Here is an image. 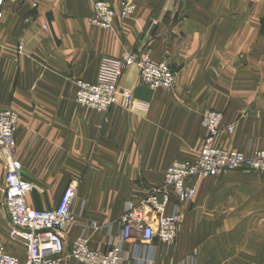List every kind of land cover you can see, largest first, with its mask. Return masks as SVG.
Listing matches in <instances>:
<instances>
[{
	"label": "crops",
	"instance_id": "1",
	"mask_svg": "<svg viewBox=\"0 0 264 264\" xmlns=\"http://www.w3.org/2000/svg\"><path fill=\"white\" fill-rule=\"evenodd\" d=\"M96 1L0 2V110L17 115L16 157L31 186L25 202L54 209L67 186L76 188L65 252L56 264H75L70 252L81 235L90 249L103 250L107 227L117 233L127 202L159 187L171 162L197 159L204 111L222 114L219 147L246 155L264 150V0H130L131 17L116 19L108 30L89 23ZM103 1L118 11L123 0ZM129 53L165 61L175 87L150 89L133 65L120 77L108 112L76 103L74 80L93 82L103 58ZM3 173L0 163V244L23 259L21 242L9 248L5 241ZM218 179L215 190L198 182L174 249L156 246L155 264L188 258L215 264L201 263L215 241L201 231L215 225L210 206H228L223 264H264V173ZM124 253L123 264H134L133 244H125Z\"/></svg>",
	"mask_w": 264,
	"mask_h": 264
},
{
	"label": "built area",
	"instance_id": "2",
	"mask_svg": "<svg viewBox=\"0 0 264 264\" xmlns=\"http://www.w3.org/2000/svg\"><path fill=\"white\" fill-rule=\"evenodd\" d=\"M171 1L179 4L184 0ZM93 10L89 23L108 30L116 19L130 18L133 8L130 0H123L118 11L108 2L98 0L94 2ZM18 50H21L20 46ZM133 65L138 68L140 81L150 89L170 91L175 87V74L165 61L154 63L147 56L137 57L129 53L120 59L103 58L93 82L74 80L76 103L98 113L108 112L117 103L120 77ZM122 95L130 98L131 93L125 90ZM221 122L220 112L204 111L200 120L204 137L197 159L193 162H171L159 187L151 189L136 203L127 202L115 222L117 233L113 234L112 226L107 227L103 250L90 249L81 235L70 252L73 262L123 264L124 245L130 243L133 244L134 264H155L156 246L168 250L174 245L184 207L194 199L198 182L234 172L264 173V150L246 155L217 145ZM16 124L15 112L0 110V163L4 168L3 207L9 223L7 238L21 242L24 258L11 255L4 246H0V264H56L65 252L63 234L71 223L76 188L67 186L54 209L36 210L26 204L25 198L31 186L21 177V164L15 154ZM226 130L231 133L232 127ZM92 228L97 229L94 225ZM176 264H194V260L188 258Z\"/></svg>",
	"mask_w": 264,
	"mask_h": 264
},
{
	"label": "rangeland",
	"instance_id": "3",
	"mask_svg": "<svg viewBox=\"0 0 264 264\" xmlns=\"http://www.w3.org/2000/svg\"><path fill=\"white\" fill-rule=\"evenodd\" d=\"M15 154H16V151H15ZM218 178H221V177H218ZM218 178L204 179V180H202L201 183L202 184L205 183L207 188L215 190V189H217L219 187L217 181L220 180V179H218ZM3 191H4V189H3ZM3 196H4V192H3ZM219 196L220 195H215L217 200H219ZM230 198H231V194L226 196L225 201L227 202ZM193 200H192V202H193ZM213 201H214V199H213ZM3 202H4V197H3ZM189 203H191V202H189ZM189 203H187V204H189ZM210 207L211 208H215V214H216L215 215V219H216L215 220V225L214 226L212 225V227L210 226V227H208L206 229L201 228V231L203 233V230H205V234L206 235L214 234L215 235V241L208 243V247H210V248L212 247L210 249V256H211L210 259H207L208 258V256H207L208 253L205 252L206 257L201 260V263H202V261L206 262V263L209 261V262L215 263V264H223V246H224L223 238L225 237V234H224L225 233V229H224V225H223V222H222V218L224 216V213H227L225 210L227 209L228 206H210ZM5 241L7 242V244H9V248H10V245H12L13 243H16V241H10L8 239H6ZM205 245H207V244H205ZM236 245L238 246L239 244H236ZM0 246H5V245L0 244ZM172 248H173V246H171L168 250L172 251ZM7 252H9V251H7ZM9 253L14 255V251L13 252L11 251ZM192 255H193V257L197 256V255H195V253L192 254Z\"/></svg>",
	"mask_w": 264,
	"mask_h": 264
}]
</instances>
